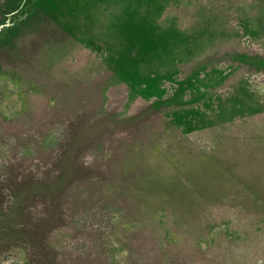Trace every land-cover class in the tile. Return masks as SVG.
Instances as JSON below:
<instances>
[{
	"label": "rangeland",
	"instance_id": "obj_1",
	"mask_svg": "<svg viewBox=\"0 0 264 264\" xmlns=\"http://www.w3.org/2000/svg\"><path fill=\"white\" fill-rule=\"evenodd\" d=\"M25 191L0 264H264V0H0Z\"/></svg>",
	"mask_w": 264,
	"mask_h": 264
},
{
	"label": "trees",
	"instance_id": "obj_2",
	"mask_svg": "<svg viewBox=\"0 0 264 264\" xmlns=\"http://www.w3.org/2000/svg\"><path fill=\"white\" fill-rule=\"evenodd\" d=\"M11 192L15 193V190H10ZM30 194V191L22 192L19 196V201L16 204V197L14 198V203L3 211L1 207L0 210L2 211L0 215V226L4 228L3 232L9 233L10 238L12 237L16 241L20 238L30 239L33 241L29 235V231H23L22 223H23V207L26 198ZM1 237V235H0Z\"/></svg>",
	"mask_w": 264,
	"mask_h": 264
}]
</instances>
